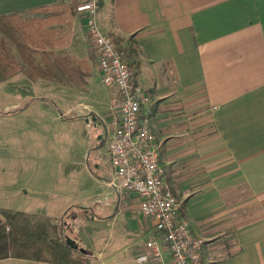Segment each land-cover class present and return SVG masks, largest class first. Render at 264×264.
<instances>
[{"label": "crops", "instance_id": "0c3cea01", "mask_svg": "<svg viewBox=\"0 0 264 264\" xmlns=\"http://www.w3.org/2000/svg\"><path fill=\"white\" fill-rule=\"evenodd\" d=\"M54 6V18L30 27L40 38L37 58L43 64L42 52L49 51L46 58L86 61L91 72L86 89L15 72L0 81L8 92L20 95L0 105V127L7 128L8 136L18 132L19 140L9 151L41 159L46 124L58 121L59 106L45 90L32 88L71 89L80 98L60 112V119L73 117L92 132L98 163L94 169L86 164V169L93 187L89 193L72 177L70 184L61 185L62 169H52L57 178L48 184L46 168L0 167V209L59 220L77 205L70 211V228L77 224L83 242L82 219L116 221L127 211L138 213V204L128 203L132 193L126 196L108 184V154L102 159L104 169L99 168V149L106 141L98 148L101 130L84 115L93 112L111 134L118 95L100 98L113 87L101 80L85 17L75 1L0 0V16ZM97 21L127 62L134 63V84L150 98L139 116L149 119L181 214L203 240V263L264 264V0H100ZM13 56L24 64L18 51ZM138 215L142 222L133 233L125 225L136 257L149 234V220ZM86 251L95 257L91 264H106L99 259L103 249ZM0 264L56 263L7 257Z\"/></svg>", "mask_w": 264, "mask_h": 264}, {"label": "built area", "instance_id": "2783aa9c", "mask_svg": "<svg viewBox=\"0 0 264 264\" xmlns=\"http://www.w3.org/2000/svg\"><path fill=\"white\" fill-rule=\"evenodd\" d=\"M74 1L85 17L101 80L118 92L115 128L106 137L108 184L134 194L138 213L149 220V234L140 242L134 264H204L203 240L181 214V201L165 180L149 119L139 116L150 98L135 86L123 50L101 30L97 21L100 0Z\"/></svg>", "mask_w": 264, "mask_h": 264}, {"label": "rangeland", "instance_id": "374dc122", "mask_svg": "<svg viewBox=\"0 0 264 264\" xmlns=\"http://www.w3.org/2000/svg\"><path fill=\"white\" fill-rule=\"evenodd\" d=\"M1 41L5 43L12 55L14 53L16 54V46L13 41L0 31V42ZM33 89L36 91L39 89L45 90L46 94L44 95L49 97L50 102L56 103L59 106V109H56L58 121L48 120V123L46 124L47 137L42 146V151L40 152L42 155L41 159H30L29 157L21 156L16 152L9 151L8 146H11V143H17L19 140L17 136L18 132L12 134V136H8L7 128L0 127V143L5 145L3 148L0 147V167L46 168L49 170L47 176L48 184H51L53 178H57V176H51L52 169H62L65 172V175L63 178L64 180L60 182L61 185L67 186L71 182L70 177L74 179L76 178L80 180L81 184H85L86 190H89L90 193L93 186L88 175L89 171L86 169V164H89V167L94 169V165L98 163L93 155L97 143L90 135L92 132L89 133V130L84 127L81 121H77L75 118L68 116L60 119V112L69 104L75 103L80 96L74 91H71V89H62L60 87H45L38 84L36 87H33L32 90ZM104 91L100 95V98L105 99L106 101L109 99V94L112 95L113 92H116L115 94L118 95L115 88L110 90L104 89ZM19 97V94L15 95L14 93L7 91L6 83L0 82V105H4L13 99H19ZM20 101L24 102L25 100L23 99ZM6 125L7 124H5V127H7ZM89 137H91L92 142L91 147L88 149L86 148V143L88 142ZM1 144L0 146H3ZM19 145H21V143H19ZM106 150L107 142L99 149L98 155L101 162L99 167L100 170H103L105 167L102 163V159L107 156ZM9 152L12 157L10 160H8ZM87 153L88 156L86 158ZM119 191L124 195H128L129 193L123 189H119ZM131 195L132 200L128 198V203L132 204L135 202L136 204V197L134 194ZM86 203L87 202H84V204ZM68 219L70 218H67L66 220ZM51 221L52 223L49 227L50 235L59 238L58 220L51 219ZM81 222L83 225L81 230L83 234V242H81L78 237L76 231L77 224L74 222H72L71 228L67 230L62 237L64 238L65 235H69L75 238L85 250L89 247L93 248L94 251L103 249L104 252L99 255V259H105L106 264H134L136 250L134 251L129 245L133 241V238L126 236V233L127 231L129 232V230L126 229L125 225H128V227L131 228L130 233H133L131 231L142 222V217H140L138 213L134 212L133 214L130 211H127V213L121 215L116 221L82 219ZM127 234L129 235V233ZM91 263L92 262H90V264Z\"/></svg>", "mask_w": 264, "mask_h": 264}, {"label": "trees", "instance_id": "16d2710c", "mask_svg": "<svg viewBox=\"0 0 264 264\" xmlns=\"http://www.w3.org/2000/svg\"><path fill=\"white\" fill-rule=\"evenodd\" d=\"M76 3V2H75ZM77 5V4H76ZM57 7H41L33 10L0 16V31L11 39L24 64L17 61L3 41L0 42V81L6 80L15 72H24L31 80L43 78L61 84H71L85 90L91 75L84 60L53 56L46 58L50 52H42L40 58V38L30 30L44 20L56 16ZM132 50H129V53ZM45 55V56H44ZM133 76L136 73L134 63L129 62ZM77 205L66 209L65 215L58 220L60 237L50 235L51 219L23 211L0 209V259L7 257L46 261L56 264H90L95 259L89 251L84 253L72 249L62 235L70 229V212ZM182 209L180 208V211ZM70 212V213H69Z\"/></svg>", "mask_w": 264, "mask_h": 264}, {"label": "water", "instance_id": "95a60500", "mask_svg": "<svg viewBox=\"0 0 264 264\" xmlns=\"http://www.w3.org/2000/svg\"><path fill=\"white\" fill-rule=\"evenodd\" d=\"M84 118H85V121L86 122H93V123L96 122L97 119H99L91 111L87 112V114L84 115ZM100 126L103 128V131L100 134V137L102 138V141L100 142L98 148H100V146L103 144V142H104V140L106 138V134H107L105 125L104 124H101ZM64 240H65V243L69 247H71L72 249L77 250V251L82 252V253H84L86 251L82 246H80V244L77 242V240L75 238H73V237H71L69 235H65L64 236Z\"/></svg>", "mask_w": 264, "mask_h": 264}, {"label": "flooded vegetation", "instance_id": "af4514ba", "mask_svg": "<svg viewBox=\"0 0 264 264\" xmlns=\"http://www.w3.org/2000/svg\"><path fill=\"white\" fill-rule=\"evenodd\" d=\"M92 123H93V122H92ZM93 124H94V126H95L97 129H100L101 132L103 131V128L100 126V125L102 124V122H101L99 119H97L96 122H94ZM101 132H98L97 135H96V141H97L98 143H100V142L102 141V138L100 137ZM105 141H106V138H105L103 144L105 143ZM103 144H102V145H103Z\"/></svg>", "mask_w": 264, "mask_h": 264}]
</instances>
